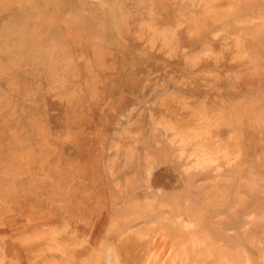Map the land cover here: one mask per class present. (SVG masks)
I'll return each mask as SVG.
<instances>
[{
    "label": "rangeland",
    "instance_id": "obj_1",
    "mask_svg": "<svg viewBox=\"0 0 264 264\" xmlns=\"http://www.w3.org/2000/svg\"><path fill=\"white\" fill-rule=\"evenodd\" d=\"M0 264H264V0H0Z\"/></svg>",
    "mask_w": 264,
    "mask_h": 264
}]
</instances>
